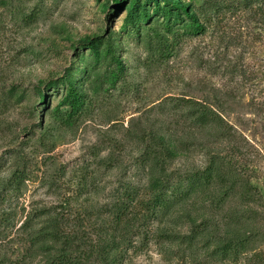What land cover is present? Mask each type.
I'll list each match as a JSON object with an SVG mask.
<instances>
[{"label":"rangeland","instance_id":"374dc122","mask_svg":"<svg viewBox=\"0 0 264 264\" xmlns=\"http://www.w3.org/2000/svg\"><path fill=\"white\" fill-rule=\"evenodd\" d=\"M179 1L0 0V264H264V0Z\"/></svg>","mask_w":264,"mask_h":264},{"label":"trees","instance_id":"16d2710c","mask_svg":"<svg viewBox=\"0 0 264 264\" xmlns=\"http://www.w3.org/2000/svg\"><path fill=\"white\" fill-rule=\"evenodd\" d=\"M164 5H167L169 7L170 12L175 10V11H180L181 9H184L185 12H187V10L185 9V7L181 4V2L179 0H164ZM138 16V6H137V2L134 3V6L130 9L129 11V21L131 22H135V19ZM191 18L193 19V21L196 22V18L193 15V13L191 14ZM78 102V98L76 96H72L71 100H70V104L74 105ZM164 200V198H160L158 195H155L154 198V205L160 204L162 201Z\"/></svg>","mask_w":264,"mask_h":264}]
</instances>
